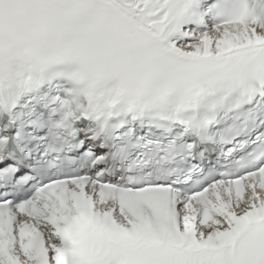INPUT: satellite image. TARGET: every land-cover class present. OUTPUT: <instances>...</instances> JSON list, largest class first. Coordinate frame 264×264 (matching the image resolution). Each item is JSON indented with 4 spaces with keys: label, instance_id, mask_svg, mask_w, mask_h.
Instances as JSON below:
<instances>
[{
    "label": "snow or ice",
    "instance_id": "obj_1",
    "mask_svg": "<svg viewBox=\"0 0 264 264\" xmlns=\"http://www.w3.org/2000/svg\"><path fill=\"white\" fill-rule=\"evenodd\" d=\"M0 264H264V0H0Z\"/></svg>",
    "mask_w": 264,
    "mask_h": 264
}]
</instances>
